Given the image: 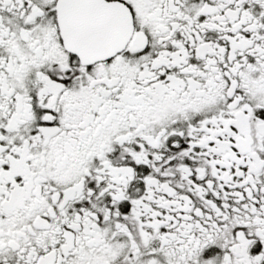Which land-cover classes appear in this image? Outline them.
<instances>
[{
  "label": "snow or ice",
  "instance_id": "snow-or-ice-1",
  "mask_svg": "<svg viewBox=\"0 0 264 264\" xmlns=\"http://www.w3.org/2000/svg\"><path fill=\"white\" fill-rule=\"evenodd\" d=\"M0 264H264V0H0Z\"/></svg>",
  "mask_w": 264,
  "mask_h": 264
}]
</instances>
